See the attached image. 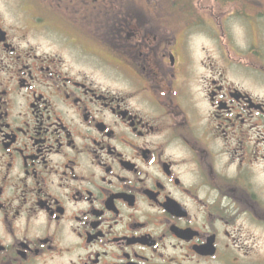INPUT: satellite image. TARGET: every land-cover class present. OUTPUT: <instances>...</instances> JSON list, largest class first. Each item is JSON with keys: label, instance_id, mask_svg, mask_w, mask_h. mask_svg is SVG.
<instances>
[{"label": "flooded vegetation", "instance_id": "flooded-vegetation-1", "mask_svg": "<svg viewBox=\"0 0 264 264\" xmlns=\"http://www.w3.org/2000/svg\"><path fill=\"white\" fill-rule=\"evenodd\" d=\"M0 264H264V0H0Z\"/></svg>", "mask_w": 264, "mask_h": 264}, {"label": "rangeland", "instance_id": "rangeland-1", "mask_svg": "<svg viewBox=\"0 0 264 264\" xmlns=\"http://www.w3.org/2000/svg\"><path fill=\"white\" fill-rule=\"evenodd\" d=\"M198 44H201V42H198Z\"/></svg>", "mask_w": 264, "mask_h": 264}]
</instances>
